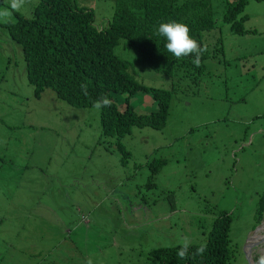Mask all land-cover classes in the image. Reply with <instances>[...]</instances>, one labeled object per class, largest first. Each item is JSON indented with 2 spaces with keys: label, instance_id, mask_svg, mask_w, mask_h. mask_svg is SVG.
Returning <instances> with one entry per match:
<instances>
[{
  "label": "rangeland",
  "instance_id": "rangeland-1",
  "mask_svg": "<svg viewBox=\"0 0 264 264\" xmlns=\"http://www.w3.org/2000/svg\"><path fill=\"white\" fill-rule=\"evenodd\" d=\"M33 1L13 9L0 0V11L27 14ZM76 1L96 22L112 10V0ZM254 3L245 5V24L264 29V6L251 10ZM217 24L224 53L204 59L196 77L167 75L136 48L114 46L135 80L173 83L163 126L120 138L124 162L114 137H100L93 105L73 106L49 87L32 92L20 47L0 25V264H157L152 247L202 242L221 209L234 248L226 264H251L248 252L254 264L264 261V210L255 212L264 190V86L256 83L264 33ZM130 102L138 112L155 107L143 90ZM153 157L164 162L151 182Z\"/></svg>",
  "mask_w": 264,
  "mask_h": 264
},
{
  "label": "trees",
  "instance_id": "trees-1",
  "mask_svg": "<svg viewBox=\"0 0 264 264\" xmlns=\"http://www.w3.org/2000/svg\"><path fill=\"white\" fill-rule=\"evenodd\" d=\"M254 1L251 10L264 6L259 4L264 0ZM246 3L249 0H112L110 15L96 22L93 9L76 0H34L27 14L13 11L0 25L19 45L25 75L35 95L49 87L57 97L81 107L93 105L104 95L110 99L111 106L98 110L100 137H114L124 162L128 150L120 138L132 127L163 126L173 83L167 88L135 80L127 71L128 59L117 55L114 46L136 48L152 68L167 75L196 77L204 68V59L224 53L218 20L234 32L264 33L254 23L246 26ZM169 20L187 24L190 35L206 48L200 67L193 64L192 56L177 59L166 49V38L157 35L156 30L161 22ZM255 51L260 53L263 48L258 46ZM263 69L264 64L256 83L264 86ZM81 83L87 84L88 95L81 91ZM138 90L151 94L154 108L140 112L133 108L130 97ZM163 162L161 157L146 162L150 167L148 180L153 182V172ZM256 206V214L262 215L264 190L258 195ZM230 218V213L219 210L211 219L204 240L191 242L190 253L206 245L202 257L180 259L177 252L182 243L152 247L148 256L157 264H226L234 251L228 236Z\"/></svg>",
  "mask_w": 264,
  "mask_h": 264
},
{
  "label": "clouds",
  "instance_id": "clouds-1",
  "mask_svg": "<svg viewBox=\"0 0 264 264\" xmlns=\"http://www.w3.org/2000/svg\"><path fill=\"white\" fill-rule=\"evenodd\" d=\"M24 2L25 0H11V7L13 9H18ZM10 16L11 13L9 11H0V18H9ZM156 31L157 35L166 38V49L177 59L185 56H192L193 64L196 67H200L201 57L206 51V48L202 47L197 40L190 35V28L187 24L175 20H169L167 22H161ZM80 87L84 95H88L87 84L81 83ZM109 106H111V101L106 95L101 96L93 103V108L95 110H100ZM190 247L191 240L188 237H184L177 252V256L180 259H188L191 255L194 259L196 256L202 257L206 251V245H201L195 250V252L192 253L189 251ZM87 264H93L91 258L87 260ZM261 264H264V261H262Z\"/></svg>",
  "mask_w": 264,
  "mask_h": 264
},
{
  "label": "water",
  "instance_id": "water-1",
  "mask_svg": "<svg viewBox=\"0 0 264 264\" xmlns=\"http://www.w3.org/2000/svg\"><path fill=\"white\" fill-rule=\"evenodd\" d=\"M249 238V237H248ZM260 239H264V235H262L261 237H260ZM259 242V241H258ZM248 243L250 244V242L248 241ZM254 243V242H253ZM256 241H255V243L253 244V246L254 245H256ZM248 245V244H247ZM252 246V247H253ZM248 252V251H247ZM248 256L250 257V261H251V264H254V259L252 258V256L250 255V253L248 252Z\"/></svg>",
  "mask_w": 264,
  "mask_h": 264
},
{
  "label": "bare ground",
  "instance_id": "bare-ground-1",
  "mask_svg": "<svg viewBox=\"0 0 264 264\" xmlns=\"http://www.w3.org/2000/svg\"><path fill=\"white\" fill-rule=\"evenodd\" d=\"M264 246V245H263ZM250 249V248H249ZM262 249H263V254H264V247H262ZM251 250V249H250Z\"/></svg>",
  "mask_w": 264,
  "mask_h": 264
},
{
  "label": "crops",
  "instance_id": "crops-1",
  "mask_svg": "<svg viewBox=\"0 0 264 264\" xmlns=\"http://www.w3.org/2000/svg\"><path fill=\"white\" fill-rule=\"evenodd\" d=\"M157 217V216H156Z\"/></svg>",
  "mask_w": 264,
  "mask_h": 264
}]
</instances>
